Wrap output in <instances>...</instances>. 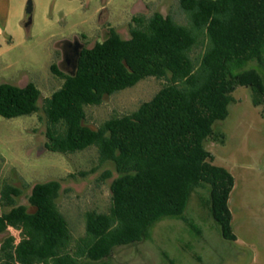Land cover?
Here are the masks:
<instances>
[{
	"label": "trees",
	"instance_id": "16d2710c",
	"mask_svg": "<svg viewBox=\"0 0 264 264\" xmlns=\"http://www.w3.org/2000/svg\"><path fill=\"white\" fill-rule=\"evenodd\" d=\"M179 2L186 24L161 12L138 14L129 38L112 27L104 41L84 47L75 75L51 66L64 82L41 107L47 119L46 148L69 155L95 147L99 163L93 171L113 162L119 175L111 186L112 204L104 213L88 211L85 235L76 239L57 205L61 181L32 187V211L17 205L22 189L5 184L0 201L10 210L0 217V235L13 228L18 236L0 238V264L101 262L117 247L148 240L152 227L165 218L194 229L185 212L199 188L209 192L203 206L221 235L237 240L229 208L235 179L213 163L206 141L219 137L214 124L229 116L237 87L251 88L253 104L264 105V78L258 70L246 69L252 61L263 63L264 0ZM147 78L166 84L138 110L97 128L86 124L88 106L101 105ZM41 96L33 82L2 83L0 116L37 114ZM111 177L107 171L102 181Z\"/></svg>",
	"mask_w": 264,
	"mask_h": 264
},
{
	"label": "rangeland",
	"instance_id": "374dc122",
	"mask_svg": "<svg viewBox=\"0 0 264 264\" xmlns=\"http://www.w3.org/2000/svg\"><path fill=\"white\" fill-rule=\"evenodd\" d=\"M29 0H0V84L24 86L33 82L41 91L40 111L30 116L6 119L0 116V195L5 184L21 188L17 205L32 211L29 196L37 183L58 180L62 183L57 205L68 220L76 239L86 230L88 211L107 212L112 204V182L118 177L116 166L107 162L96 171L95 147L69 155L46 148L47 119L42 104L58 90L64 80L51 69L69 74L64 44L77 40L92 48L104 41L110 28L122 38L130 37L133 17L154 12L172 15L186 24L179 0H31L32 24L26 27ZM5 21V22H4ZM202 49H196L198 55ZM264 58V55H263ZM246 69L258 70L264 78L263 63L250 62ZM166 84L147 78L136 86L105 98L98 106L86 108V124L97 128L114 116L129 115L151 100ZM229 116L214 124L219 137L206 141L214 164L230 171L235 186L230 195L232 229L236 241L226 240L215 220L203 206L207 189H197L185 215L195 223L165 218L151 229L148 240L117 247L101 262L83 264H264V105L253 104V91L239 86L233 92ZM220 135H223L222 139ZM107 171L112 177L102 181ZM82 172L89 175L82 176ZM2 213L10 210L0 201ZM201 233V234H199ZM18 236L10 228L0 238ZM166 253L170 260L163 256Z\"/></svg>",
	"mask_w": 264,
	"mask_h": 264
},
{
	"label": "water",
	"instance_id": "95a60500",
	"mask_svg": "<svg viewBox=\"0 0 264 264\" xmlns=\"http://www.w3.org/2000/svg\"><path fill=\"white\" fill-rule=\"evenodd\" d=\"M26 12L29 15V18H28L25 25H26V27H29L32 24V12H33V3L31 0L28 1ZM66 43L78 45L77 53L74 56V58L72 59V63L74 65L73 70H70V73H69L70 75H75V73L77 71V67H78L79 57H80L81 51L83 50L84 46H83V44H81L77 40H75V42H66ZM64 57H65V62L67 63V57L65 54V44H64ZM1 215H2V210L0 207V217H1Z\"/></svg>",
	"mask_w": 264,
	"mask_h": 264
},
{
	"label": "flooded vegetation",
	"instance_id": "af4514ba",
	"mask_svg": "<svg viewBox=\"0 0 264 264\" xmlns=\"http://www.w3.org/2000/svg\"><path fill=\"white\" fill-rule=\"evenodd\" d=\"M77 48H78V45L65 43V54L67 57V64H68L70 70H73L74 65L72 63V59L74 58V56L77 53Z\"/></svg>",
	"mask_w": 264,
	"mask_h": 264
},
{
	"label": "crops",
	"instance_id": "0c3cea01",
	"mask_svg": "<svg viewBox=\"0 0 264 264\" xmlns=\"http://www.w3.org/2000/svg\"><path fill=\"white\" fill-rule=\"evenodd\" d=\"M4 22H5V21H4ZM3 25L7 27V24H6V23L1 22V24H0V29L3 28ZM0 36H1V31H0Z\"/></svg>",
	"mask_w": 264,
	"mask_h": 264
}]
</instances>
